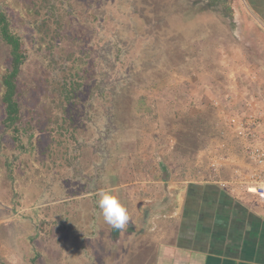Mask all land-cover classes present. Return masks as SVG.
<instances>
[{
	"label": "rangeland",
	"instance_id": "obj_1",
	"mask_svg": "<svg viewBox=\"0 0 264 264\" xmlns=\"http://www.w3.org/2000/svg\"><path fill=\"white\" fill-rule=\"evenodd\" d=\"M50 3L58 10L40 8L37 14L41 0H0V12H9L16 22L27 53L18 86L24 123L36 128L27 150H20L11 135L2 139L1 251L15 253L16 240L28 231L35 241L37 220L30 219V212L38 209L44 186L54 192L53 182L69 170L70 150L86 142L96 146L106 129L117 136L114 126L120 128L122 150H159L158 158L173 173L187 172L188 179L202 181L210 180L220 166L221 179L228 178L232 157L241 164L247 142L235 133L240 119L255 116L264 139V0ZM67 5L76 13L66 14ZM8 53L0 41V136L1 78L10 67ZM75 59L82 60L80 67ZM75 67L86 73L87 81L72 104L52 84L73 76ZM98 84L104 95L90 100V90ZM56 116L65 119L64 129L56 130L61 123ZM74 134L82 142L75 143ZM113 146L111 150H119L118 144ZM6 159L13 160L10 169ZM14 195H20L18 200L27 196L29 204L8 212ZM41 244L33 245L34 264H52L53 258H39ZM25 259L29 261L30 253Z\"/></svg>",
	"mask_w": 264,
	"mask_h": 264
},
{
	"label": "crops",
	"instance_id": "obj_2",
	"mask_svg": "<svg viewBox=\"0 0 264 264\" xmlns=\"http://www.w3.org/2000/svg\"><path fill=\"white\" fill-rule=\"evenodd\" d=\"M152 152L158 158L159 150H117L115 168L101 182V190L126 205L130 222L125 230L113 229L101 213L96 219L94 210L62 212L59 217L86 218L83 230L51 228L56 244L43 245L39 258L89 264L75 252L81 247L95 253L97 264H264V206L213 182L190 180L187 172L173 173ZM29 237L28 231L16 240L15 253L0 248V264H8L12 254L28 264L18 243Z\"/></svg>",
	"mask_w": 264,
	"mask_h": 264
},
{
	"label": "flooded vegetation",
	"instance_id": "obj_3",
	"mask_svg": "<svg viewBox=\"0 0 264 264\" xmlns=\"http://www.w3.org/2000/svg\"><path fill=\"white\" fill-rule=\"evenodd\" d=\"M67 7L68 8H66V14H72L75 12L74 9H72V7H69L68 5ZM37 8L38 9L36 10V13L40 14L41 5H39ZM44 8L45 9L48 8V11L50 13H52L51 12L52 9L50 8H54L53 9L54 11L58 10L54 6V4H50L48 7H44ZM63 8L64 6L60 7L61 10H63ZM2 14H5L7 16L6 17L7 21L11 26L10 29L13 32L15 31L14 34H16L17 37L20 39L21 50L23 51L25 59H24V63L20 66L19 73L17 77L15 78V82H14L16 86L14 90L13 99L17 103V108H18L17 121L14 123H10L6 121V119H8V115L6 112V104L3 102V97L6 91V88L3 84V77L7 73L8 70H12V55L10 53L9 47L5 44L8 47V51H9L8 57L10 58V67L6 69L5 74L1 78L2 86H3L1 103L4 109V116H3L4 118L2 121L3 126H4V132L0 136V150L2 146V139L5 134L11 135L14 142L18 144V148L20 150H27V147H29L32 143L31 141L34 138L33 132L36 130V128H34V126L30 124V122L26 124L24 123V115L22 111L23 106L21 105V102H20V99L22 97V92L19 89L18 80H19V77L22 71V66L25 64L28 58H27V53H25L23 49L22 37L19 36L18 34L19 29L18 30L16 29L18 27L16 25V22L10 16L9 12H5V13L2 12ZM36 28L38 27L36 26ZM71 57L72 56L68 58H71ZM74 62L78 63V67H80L82 60L75 59ZM55 63L56 62H54V64ZM65 68L66 66L64 67V69ZM79 70L80 69L75 70L73 76L72 75H65L64 77L62 76L60 80H57L52 84L53 91L57 95L59 94L61 98H64V99L66 98L61 95V93L59 92V88L61 87H63V89L66 88L67 91L70 92L71 94V97L66 100H68V102L72 104L77 103V100L80 98V95L83 92V89H85L86 84L84 82L87 81L86 76H85L86 73L84 72L82 74V72H80ZM90 91H92L90 95L88 96L90 100L96 99V97L98 98L100 95L101 96L104 95L99 84L98 86H96V89L95 87H93ZM96 93H98L97 96H96ZM64 112L65 110L62 109V114H64ZM109 115H110L111 120L114 118L116 121L115 114L113 115L111 113ZM88 118L93 119L94 117L88 116ZM90 119H88L87 124L91 122L89 121ZM59 122L61 123L58 126H56V130L64 129L63 122L65 125L66 123L65 119L60 118L59 116H56V123H59ZM110 123L113 124L112 121H110ZM89 127H92V126H89ZM114 132H115L114 134H116L117 136L112 135L111 133L107 132V129L105 131H102V133L104 134L101 137V139L97 142V145L94 147L93 146L89 147L90 145L89 142H86L85 144L83 143L82 145L79 144V146L77 147V150H70L69 160H71V163L69 164L70 167L68 166L69 167L68 172L67 170H65V174H64L65 177L62 179V177L60 176L61 179L59 177V179H57L55 183L53 182V185H55L54 187L55 190L54 192L52 191L53 193L50 192L49 187L44 186L42 193H41V197L39 198L40 203L37 202L39 203L38 209L33 212H30V214H32L30 216V219L37 220L34 223H37L38 229L32 231V235H34L32 238L35 239V241L33 240L31 241L30 240L31 236H30L28 241L25 238V241L20 243V245H22L23 254L26 256L27 252L30 253V261L32 264H34V262L32 261H33V258L35 257L32 254V252L36 250V247H35L36 242L42 243L41 246H43V244L50 245V243L54 242L52 239L53 231L51 228L53 229L57 228L58 233L62 232L63 230H66L69 232L70 229L73 230L74 228H79V230H83V226L86 223L85 221L86 218H80L79 220H76V219L71 218L70 215H69L70 219L64 218V216H68V212L78 210V211H83L85 213L87 211L90 212L94 210L95 218L96 219L99 218L101 212L97 211L96 207H99L98 206V199H99L98 193L101 191V189H103L101 182H103L104 184L105 181L103 180V178L106 177L108 173H110L111 169L115 168L114 161L116 160L117 154H118L117 150H111V149L114 147L113 145L115 143L118 144L119 150H122L123 148V144H122L123 142H121L120 141L121 139L119 138L120 128H118V126L117 127L114 126ZM71 138L75 143L82 142V141H79L80 138L76 134L72 135ZM18 159L19 158H17L16 156L13 157V160L15 162ZM13 160L12 162H10L7 159L5 160V167L7 169L11 168ZM72 161H75V163L72 164ZM68 167L65 166L64 168L66 169ZM59 181H63V183L60 184L61 182ZM51 194H53L54 197H52ZM19 196L20 195H16V196L14 195L11 197L10 199L12 201L11 203L15 205H11V207H7V209L9 210L8 212H11L14 206L18 207L19 205H22V204L23 205L29 204L27 203V196H24L23 198L21 196V199L18 200L17 198ZM62 212L64 213V216L61 215V217H59L60 213ZM55 216H58V218L60 219L56 221ZM68 222L70 223L68 224ZM42 234L44 235L41 236ZM45 234L47 235L46 238H45ZM77 236L84 239L85 235H81V233H78ZM22 237L23 235L20 238ZM52 245L55 246V243H53ZM29 247H31V250ZM75 252L77 255L80 256L79 259L80 258L84 259L86 257L89 264H97L95 260V256H94L95 253L89 254V252H86L81 247H79V250H76Z\"/></svg>",
	"mask_w": 264,
	"mask_h": 264
},
{
	"label": "built area",
	"instance_id": "obj_4",
	"mask_svg": "<svg viewBox=\"0 0 264 264\" xmlns=\"http://www.w3.org/2000/svg\"><path fill=\"white\" fill-rule=\"evenodd\" d=\"M258 124L255 116L251 115L248 119L238 121L235 133L238 138L247 142L241 164H237L236 157H232L227 163L232 168L228 178L221 179L222 166H213L214 174L210 180L204 181L213 182L237 196L253 199L264 206V139L259 136Z\"/></svg>",
	"mask_w": 264,
	"mask_h": 264
},
{
	"label": "trees",
	"instance_id": "obj_5",
	"mask_svg": "<svg viewBox=\"0 0 264 264\" xmlns=\"http://www.w3.org/2000/svg\"><path fill=\"white\" fill-rule=\"evenodd\" d=\"M50 0H41V8L48 7L50 5ZM53 6V5H51ZM51 12H53L54 8ZM7 16L0 12V41L9 47L10 53L12 55V70H8L3 77V84L6 88L5 95L3 97V102L6 104V112L8 119L6 121L14 123L17 121L18 108L17 103L14 101V90H15V78L17 77L20 66L24 63L25 56L21 50L20 39L16 34L10 29V24L7 21ZM59 92L66 99L71 97L70 92L66 88H59Z\"/></svg>",
	"mask_w": 264,
	"mask_h": 264
},
{
	"label": "clouds",
	"instance_id": "obj_6",
	"mask_svg": "<svg viewBox=\"0 0 264 264\" xmlns=\"http://www.w3.org/2000/svg\"><path fill=\"white\" fill-rule=\"evenodd\" d=\"M98 206L101 210L104 222L113 229L123 231L130 222L129 211L119 197L108 190L98 193ZM8 264H20V257L12 254L7 257Z\"/></svg>",
	"mask_w": 264,
	"mask_h": 264
}]
</instances>
